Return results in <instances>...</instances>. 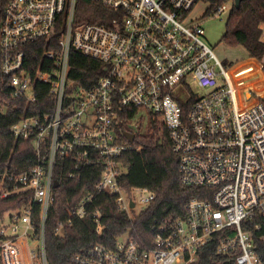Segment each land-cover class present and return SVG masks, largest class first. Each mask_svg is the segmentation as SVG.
Returning <instances> with one entry per match:
<instances>
[{
  "label": "built area",
  "instance_id": "2783aa9c",
  "mask_svg": "<svg viewBox=\"0 0 264 264\" xmlns=\"http://www.w3.org/2000/svg\"><path fill=\"white\" fill-rule=\"evenodd\" d=\"M77 1L0 0V93L31 112L10 131L35 152L27 172L0 176V201L23 202L0 218V263L48 264L45 224L63 178L96 179L70 214L90 216L97 233L96 195L113 197L130 219L149 206L151 192L120 184V158L133 149L123 132L135 138L146 114L149 126L155 120L167 131L180 184L205 198L191 199L182 217L154 221L148 250L127 231L113 248L96 243L71 262L201 264L213 250L233 264H264V104L238 103L230 74L202 40V21L192 18L200 3L201 17L228 15L233 0H90L109 13L104 24L78 21ZM72 51L102 63L94 85L70 80ZM20 109L0 101L1 114Z\"/></svg>",
  "mask_w": 264,
  "mask_h": 264
},
{
  "label": "trees",
  "instance_id": "16d2710c",
  "mask_svg": "<svg viewBox=\"0 0 264 264\" xmlns=\"http://www.w3.org/2000/svg\"><path fill=\"white\" fill-rule=\"evenodd\" d=\"M222 2L224 0H215L214 6ZM104 16H109V13L92 4L90 0L77 1L78 21L104 24L102 19ZM209 16L212 17L211 14ZM263 27L264 0H243L239 8L233 5L230 9L221 42L230 46L240 45L250 59L261 62L264 55V42L261 40ZM40 49L42 50V47ZM70 66V80L82 87L94 85L103 72L101 62L76 51L70 53ZM262 70L264 71V64ZM233 74L238 83L245 86L259 79L254 74L252 65L248 63L238 64ZM256 91L264 97V80ZM44 100V95L38 96V104ZM0 101L9 103L10 107L14 104H20L22 107L20 110H10L7 114L0 113V176L4 173L13 175L27 172L35 164L32 143L15 139L10 128L19 117L29 115L31 112L29 109L24 110V102L12 101L5 93H0ZM132 147V150L120 158L125 169L120 184L127 191L133 188L148 190L154 195L153 201L138 216L130 219L125 212L117 208L113 197L96 195L94 205L100 209L102 215L101 230L97 233V226L93 224L90 216L78 219L70 214L72 207L83 196L94 191L96 179L63 178L58 188L54 190V206L45 224L48 264H73L71 258L74 254L96 243L113 248L116 239L127 231L141 249L148 250L153 247L150 228L154 221L162 222L182 217L186 204L191 199L205 198L203 190L180 184L178 158L172 150L167 131L155 120H152L146 134L135 136ZM21 204L23 202L17 198L0 201V218L7 211L19 209ZM69 219L71 223H67ZM59 225L63 226L62 232L57 231ZM201 264L233 263L229 259L215 256L213 250H210Z\"/></svg>",
  "mask_w": 264,
  "mask_h": 264
},
{
  "label": "rangeland",
  "instance_id": "374dc122",
  "mask_svg": "<svg viewBox=\"0 0 264 264\" xmlns=\"http://www.w3.org/2000/svg\"><path fill=\"white\" fill-rule=\"evenodd\" d=\"M227 3L231 5L232 0H227ZM205 9H206L205 3L198 4V6H196L192 12V18L195 21H202L200 25V27L204 31V34L202 35V40L212 50L213 54L222 63V65L226 64V66L224 65L223 66L230 74V78L232 79V82L235 86L238 103L242 104L244 100H246L247 102L249 100L250 101L253 100L252 104H255L257 102L263 103L264 97L260 96L256 91V89L260 87L262 82L261 74L264 75V73L258 71V68L255 69V66H252L254 70V74L260 77V80L258 79L255 83H252L247 86L238 83L237 79L234 77L233 74L236 68L235 65L245 61L248 58L247 52L240 45L230 46L221 42V37L223 36L225 31L228 15L226 13H223L222 15L217 17H201ZM259 63L261 64L262 61ZM193 92L197 96H202L206 93V90L198 89L194 87ZM143 116H144V121L137 123L138 127L132 129V132H136L139 135L147 133L149 128L148 125L149 118L146 114H143ZM132 194L135 198L146 196V194L143 192H133ZM143 210H144L143 206L136 208L135 215H138ZM124 239L125 238H122V240Z\"/></svg>",
  "mask_w": 264,
  "mask_h": 264
},
{
  "label": "crops",
  "instance_id": "0c3cea01",
  "mask_svg": "<svg viewBox=\"0 0 264 264\" xmlns=\"http://www.w3.org/2000/svg\"><path fill=\"white\" fill-rule=\"evenodd\" d=\"M261 40L264 42V27H263V34L261 36ZM241 63L251 64L252 66H255V69L258 68V71L264 73V71L261 70L262 69V64H264V55H263V59H262V63L261 64L259 62L255 61V60H253V59H250L249 57L245 61H243ZM241 63H238V64H241ZM238 64H236L235 66H237ZM261 79L264 80V75H262V74H261ZM259 80H260V77H259ZM248 102H249V104H252L253 100L252 101L249 100Z\"/></svg>",
  "mask_w": 264,
  "mask_h": 264
},
{
  "label": "water",
  "instance_id": "95a60500",
  "mask_svg": "<svg viewBox=\"0 0 264 264\" xmlns=\"http://www.w3.org/2000/svg\"><path fill=\"white\" fill-rule=\"evenodd\" d=\"M242 1H243V0H233L234 7H235V8H239L240 3H241ZM123 136L125 137V139H126L129 143H133V141H134V135H133V134L128 133V132H123ZM57 187H58V183H57V182H54V188H57ZM131 207H133V204H131Z\"/></svg>",
  "mask_w": 264,
  "mask_h": 264
}]
</instances>
